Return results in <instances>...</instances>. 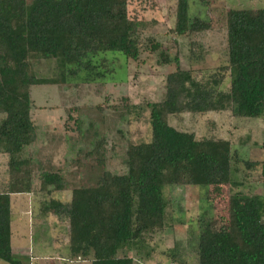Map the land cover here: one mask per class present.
Wrapping results in <instances>:
<instances>
[{"label": "trees", "instance_id": "16d2710c", "mask_svg": "<svg viewBox=\"0 0 264 264\" xmlns=\"http://www.w3.org/2000/svg\"><path fill=\"white\" fill-rule=\"evenodd\" d=\"M133 1L0 0V151L9 157L14 173L28 176L23 169L32 160L20 154L37 139L31 88L67 85L80 76L81 84L104 80L110 71L105 60L96 57L118 53L138 61L146 43L162 63L175 65L165 78L162 100L125 105L136 118L147 112L150 141L128 144L125 173L104 171L93 186L73 188L68 201L42 202V214L67 227L71 257L89 264H134L136 257L151 256L146 238L166 229L165 187H200L211 209V196L230 187L223 221L214 215L198 218L197 264H264V194L241 191L257 168L264 191V161L243 160L229 140L197 139L168 121L226 110L236 118L264 115V9H227V63L202 82L194 79L192 69L180 67L177 56L171 59L160 43L142 39L141 23L128 15ZM188 10V0H176V38L212 30L210 21L189 18ZM188 58H203L196 41L189 43ZM32 60L54 62L56 77H38ZM226 76L229 88L222 91ZM74 125L78 128L77 120ZM105 146L102 138L83 158H94L102 167ZM77 164L84 165L80 158ZM40 181V190L48 194L66 189L56 172L40 173ZM16 184L0 191V260L8 264H21L11 250L12 195L31 192L30 186L21 190ZM167 256L177 261L174 248Z\"/></svg>", "mask_w": 264, "mask_h": 264}, {"label": "rangeland", "instance_id": "374dc122", "mask_svg": "<svg viewBox=\"0 0 264 264\" xmlns=\"http://www.w3.org/2000/svg\"><path fill=\"white\" fill-rule=\"evenodd\" d=\"M188 7L189 18L199 17L210 21L212 30L190 38H176L172 32L176 0H134L128 7V15L141 23L140 31L144 41L153 38L171 59L178 57L182 69H192L194 79L204 82L218 67L227 63V9H264V0H208L207 5L198 0H188ZM173 41L176 43L173 44ZM190 41L201 45L202 59L189 60ZM145 45L138 61L127 60L118 53L96 57L95 61L105 60V69L110 71L105 73L104 80L81 84L80 76L67 85H40L31 88L34 103L32 118L37 128V139L20 154L21 158L32 160L30 167L23 169V173H29L28 176L14 173L8 166L9 157L0 151V191L19 181L16 185L21 190L28 186L31 189L29 193L12 195V246L20 241L18 238L29 243L30 248L33 243L34 257L36 260L44 258V264L50 256L57 259L58 264L77 263L69 258L67 246L59 252L62 259L58 257L52 238L59 236L62 240L66 227L59 225L57 230H53L55 218L50 214H42V202L68 201L73 188L93 186L104 171L125 173L128 144L150 141L147 112L136 118L126 112L125 105L162 100L165 78L174 71L175 65L162 63L158 52H150ZM32 62L38 77H56L53 72L54 62ZM219 87L222 91L228 90V76ZM126 99L128 104L124 101ZM74 120L79 123L78 128L74 125ZM168 121L177 130L194 133L197 139L214 137L229 140L232 151H236L243 160L264 161V115L256 119L236 118L230 110H226L221 113L210 112L205 116L183 114L179 118L170 117ZM102 138L106 140V153L101 167L94 158L87 160L83 155L91 151ZM79 158L84 164L81 168L77 164ZM42 172H56L65 182L66 189L52 194L46 193V189L41 191ZM249 175L248 183L244 184L241 191H249L252 195L264 194L260 169L252 170ZM231 193L230 187H226L218 195H212L214 207L211 209L200 187H165L164 198L169 203L166 229L146 238L151 256L145 260L136 257L134 264H197L198 218L214 215L217 221H223L227 211V198ZM23 199L27 202H21ZM17 218L24 221L20 223L22 235L17 234ZM172 248L177 256L176 262H172L173 259L167 256ZM123 255L124 252H120V256ZM15 258L21 264H29L30 258L19 255H15ZM76 260L83 261L78 258ZM35 262L42 263L39 260ZM0 264L8 263L0 260Z\"/></svg>", "mask_w": 264, "mask_h": 264}, {"label": "crops", "instance_id": "0c3cea01", "mask_svg": "<svg viewBox=\"0 0 264 264\" xmlns=\"http://www.w3.org/2000/svg\"><path fill=\"white\" fill-rule=\"evenodd\" d=\"M14 195V194H13ZM16 195V194H15ZM12 201H14V200H12ZM11 201V202H12ZM26 201V199H23V201H21V202H25ZM27 202V201H26ZM14 204V203H13ZM25 204V203H24ZM17 217L19 218V216L17 215ZM17 218V225L19 224V227H18V229H17V234H20V235H22L23 233L20 231V229L22 228V226L20 225V223H24V221H23V219H18ZM22 218V217H21ZM28 221H29V219H28ZM32 221H33V219H31L30 220V222L32 223ZM37 222V221H36ZM55 222H56V224L55 225H52V223H51V225L54 227V231L55 230H57L58 229V226H59V224L57 223V221L55 220ZM12 223L14 224V221H13V219L11 218V229H12V227H14L13 225H12ZM32 225H33V223H32ZM61 226H65V225H61ZM66 227V226H65ZM12 234H13V232H12ZM11 238H12V236H11ZM18 240H20V241H18ZM18 242H15V244H14V246H12V243H11V250H12V254L15 256V255H19V256H21V257H24V258H30L29 259V264H36L37 262H35V261H40V262H42L41 264H44L43 263V261H45V259L44 258H40V259H38V260H36V258L34 257V250H35V248H34V244L32 243V246H31V248H30V244L28 243H25V242H23V240H21L20 238H18ZM52 240H53V244L55 245L54 246V248L56 249V250H58L57 251V254H58V257L59 258H61L62 259V256H61V254L59 253L60 252V250L62 249V248H64L65 246H67L66 248L68 249V235H67V227H66V234L64 235V236H62V240H60L59 239V236H54L53 238H52ZM11 242H12V240H11ZM68 253H69V249H68ZM69 258H71V259H73V263H77V264H85V263H87V261H81V262H79V261H77L76 260V258H73V257H71L70 256V253H69ZM48 258V260H46L47 261V263L46 264H58V262L59 261H57V259H55L54 257H52V256H50V257H47ZM54 258V259H53ZM60 260V259H59ZM75 260V261H74ZM20 261V260H19ZM39 264V263H38Z\"/></svg>", "mask_w": 264, "mask_h": 264}]
</instances>
